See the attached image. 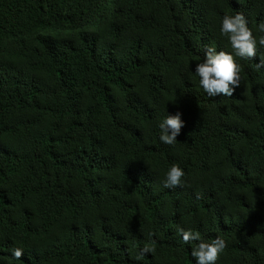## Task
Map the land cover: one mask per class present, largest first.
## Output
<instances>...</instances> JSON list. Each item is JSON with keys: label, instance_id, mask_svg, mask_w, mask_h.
Segmentation results:
<instances>
[{"label": "trees", "instance_id": "trees-1", "mask_svg": "<svg viewBox=\"0 0 264 264\" xmlns=\"http://www.w3.org/2000/svg\"><path fill=\"white\" fill-rule=\"evenodd\" d=\"M238 12L259 38L264 0H0V264H196L180 227L264 264V48L233 96L195 72Z\"/></svg>", "mask_w": 264, "mask_h": 264}, {"label": "clouds", "instance_id": "clouds-1", "mask_svg": "<svg viewBox=\"0 0 264 264\" xmlns=\"http://www.w3.org/2000/svg\"><path fill=\"white\" fill-rule=\"evenodd\" d=\"M256 31L262 33L259 38L253 34L252 28L249 27L243 13L238 12L235 15L225 14L220 33L228 38L233 51H217L215 47H208L204 61L198 63L195 69L196 74L200 77L199 85L208 96H233L235 89L241 85V65L237 62L236 57L252 59L257 53V45L264 48V21L256 26ZM256 67L257 69L264 67V53L260 55V62L256 64ZM181 115L180 112L175 115H168L161 122L160 140L163 143L168 145L175 144L185 123L181 119ZM184 175V170L179 164L171 165V168H168L165 172L164 186L167 188L181 186ZM177 231L182 235L185 243L199 241L191 250V255L195 258L196 264H216L220 254L227 247L226 240L220 236L209 242L201 239L199 231L185 230L183 227L178 228ZM148 235L151 237L154 233H149ZM155 251L154 245L145 244L136 253L134 259L137 261L143 260L147 254H155ZM12 255L16 259H20L23 255V249H13Z\"/></svg>", "mask_w": 264, "mask_h": 264}]
</instances>
